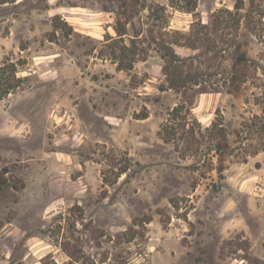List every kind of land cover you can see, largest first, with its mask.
<instances>
[{
	"label": "rangeland",
	"instance_id": "374dc122",
	"mask_svg": "<svg viewBox=\"0 0 264 264\" xmlns=\"http://www.w3.org/2000/svg\"><path fill=\"white\" fill-rule=\"evenodd\" d=\"M237 1L0 0V65L22 79L0 171L24 183L0 202V264H264V0ZM172 51L198 85L170 87Z\"/></svg>",
	"mask_w": 264,
	"mask_h": 264
},
{
	"label": "trees",
	"instance_id": "16d2710c",
	"mask_svg": "<svg viewBox=\"0 0 264 264\" xmlns=\"http://www.w3.org/2000/svg\"><path fill=\"white\" fill-rule=\"evenodd\" d=\"M173 2H176L178 0H172ZM186 3V6H180V9L189 12V13H193L196 8H197V0H183ZM243 6V0H238L235 4V9L239 10L241 9ZM158 9L157 10H153L151 12V14L154 15V17H156L157 19H162L167 7L165 5H160L157 4ZM223 13L222 11L219 14H215L214 15V23H215V29H219V27L221 26V22L227 21L225 20V17H223ZM227 14L229 15H233L232 11H227ZM235 20H237V22L239 21L238 18H234ZM201 27L202 29L207 28L208 25L206 24H202L201 23ZM118 35L119 36H123L124 34L127 33V29L126 27H120L118 30ZM201 29H197V31L195 32L197 38L200 37V33H201ZM181 37H175L173 39V44L175 45H179V46H187V44L182 43L181 39H186L188 40L190 43V46L195 47L196 43L191 41V37L189 38L188 35H185L184 33H181ZM207 42L209 45H211V41L209 39H207ZM214 45H211L210 47H207L208 51H215L213 49ZM124 48H128L127 46H125ZM169 59L167 61L166 66L164 67V72L168 78L170 87L172 88H185L187 87V85L190 84H195L198 85L200 82V74L198 72H192V71H187L185 74H183V67L187 64V60L185 57H182L181 55L177 54L176 52L172 51L171 53H168ZM247 57L246 55H244L243 53H238L237 57L234 60V63L232 65V72H231V77L229 79L230 84L237 86L238 88V84L241 82H245V80H247V76L244 75L245 73H243L241 70V67L245 66L246 61H247ZM132 67V66H131ZM121 68V67H120ZM22 84V79L21 77L18 76V69H17V64L15 62H9V63H4L3 65H0V102L11 92H13L15 89L19 88ZM181 112V107L178 105L176 106L173 111H172V115H173V119H179L180 118L184 119L185 121L182 122L184 123V126L187 125L185 123H187V117L186 116H181L180 115ZM261 126H258L257 129H264V120L261 121ZM258 125V123H257ZM211 129H214V133L218 134V136H221L222 138L219 139L216 144V150H218V152H223L227 147L228 144L226 143V130L225 127L223 126L222 122L218 123H213ZM166 130L168 135H163L162 138L166 141H171L174 140L173 137H171L172 133H176L174 131H168ZM189 131V130H188ZM187 131V132H188ZM192 132V131H190ZM193 133V132H192ZM263 146V150H264V142L261 144ZM258 151H254V153H257ZM129 167L128 165H124L122 167H120L117 171V178H119L121 176V174L126 173L128 171ZM223 170L222 168H219V171ZM8 169L4 168L2 171H0V202L2 200V196H4L8 191H10L11 189L18 191L22 188H24V183L22 182V180L15 178L14 180H12L11 177H8L6 174L8 173ZM104 182L106 183L107 180L104 178Z\"/></svg>",
	"mask_w": 264,
	"mask_h": 264
}]
</instances>
